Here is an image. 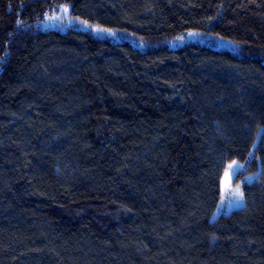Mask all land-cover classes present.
<instances>
[{"label":"trees","instance_id":"trees-1","mask_svg":"<svg viewBox=\"0 0 264 264\" xmlns=\"http://www.w3.org/2000/svg\"><path fill=\"white\" fill-rule=\"evenodd\" d=\"M0 264H264V0H0Z\"/></svg>","mask_w":264,"mask_h":264},{"label":"rangeland","instance_id":"rangeland-1","mask_svg":"<svg viewBox=\"0 0 264 264\" xmlns=\"http://www.w3.org/2000/svg\"><path fill=\"white\" fill-rule=\"evenodd\" d=\"M47 23L56 27L62 24L57 16L49 17ZM229 165H233L232 172L229 171ZM245 166L246 161L232 160L228 163L221 179V198L212 214V218L244 205L241 185L243 180H251L254 175H246L238 181L234 180V175L237 171L243 170Z\"/></svg>","mask_w":264,"mask_h":264},{"label":"snow or ice","instance_id":"snow-or-ice-1","mask_svg":"<svg viewBox=\"0 0 264 264\" xmlns=\"http://www.w3.org/2000/svg\"><path fill=\"white\" fill-rule=\"evenodd\" d=\"M96 31H107V30H102V29H95ZM189 35H193L192 33H190ZM229 171L232 172L233 171V165H229Z\"/></svg>","mask_w":264,"mask_h":264}]
</instances>
